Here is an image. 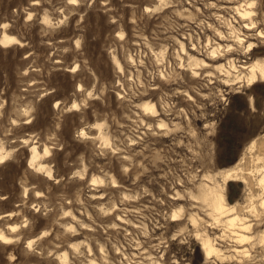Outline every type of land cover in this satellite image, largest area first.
I'll return each instance as SVG.
<instances>
[{
  "label": "rangeland",
  "instance_id": "rangeland-1",
  "mask_svg": "<svg viewBox=\"0 0 264 264\" xmlns=\"http://www.w3.org/2000/svg\"><path fill=\"white\" fill-rule=\"evenodd\" d=\"M237 1L0 0V40L22 43L0 44V230L14 240L0 264H264L263 164L248 152L256 140L264 157V82L226 87L215 68L264 60L219 40ZM209 39L236 50L212 61ZM196 57L213 68L194 74ZM33 146L53 175L30 168ZM242 158L247 186L225 181ZM207 191L250 230L218 220Z\"/></svg>",
  "mask_w": 264,
  "mask_h": 264
},
{
  "label": "bare ground",
  "instance_id": "bare-ground-1",
  "mask_svg": "<svg viewBox=\"0 0 264 264\" xmlns=\"http://www.w3.org/2000/svg\"><path fill=\"white\" fill-rule=\"evenodd\" d=\"M222 1H225L227 4L231 5L233 3V1H235V0H222ZM257 5L258 4H257V2L255 0H240V1H237V6L235 8L234 7H232V8H234L235 13L238 16V19L235 18V21H232V20H229V19H225L224 20L225 25L230 30V33L228 32L229 36L227 34H225L224 32L220 31V30H216V32L218 34V37H219V40L221 41V43L222 42H227V40L233 38L234 39L233 42H235V44L238 45V47L241 48V50L246 55H248V53H253L254 54L257 51V49H264V31L260 30L258 28V21L256 20V16H257L256 8H257ZM240 23H243L244 25L242 27L241 26L237 27L235 25V24H240ZM244 29L246 30V32L256 31L257 34H256V38L255 39H258L260 41V43L262 44V46H259L257 43L250 41L249 36H247L248 33H245ZM250 36L252 37L253 35H250ZM211 41L212 40H210V39L208 40L207 47L209 48L208 49V51H209L208 52L209 59L212 60V61H214L216 59H219L220 56L226 57V56L234 53V50H236L233 45H229V44L222 45L220 43L215 42L217 44H216V46H213ZM180 43H181L182 53L183 54H187V51H186V48H185L186 47L185 44H183L182 42H180ZM0 44H1L2 47H9L11 45H15V44L20 45L22 43L17 38H15L13 36H9L6 33H4L3 36L1 37ZM223 53H224V55H222ZM190 60H191L190 61V65H189L190 69L192 71H194V74H196V75H197V73L195 72L196 70L212 67V65L207 63L204 59H198L196 57V58H191ZM237 60L236 59H232V60L230 59L228 61V64H225V65L222 64V65H218V67L217 66L215 67L218 70V72L221 73L225 77V80H223V82H224V84H226V87L230 86L229 83L233 82L235 80H240V81L243 82V84L245 82L247 84V86H255L256 84H258L260 82H264V60L255 61V63L249 65L248 67L247 66H243V65H239L240 63L237 62ZM118 67H120V66H118ZM240 70H245L247 72H246V74H244V72L240 71ZM234 76H235V78H234ZM188 97L190 98V100L193 99L191 95H188ZM143 111H144V114L146 116H149L150 118L158 117L159 111H158L157 106H156L155 103L147 102L143 106ZM159 127H160L161 130H166V129L169 128L168 125L165 122H163L162 120H160ZM83 135H84V133H83ZM0 149H1L0 150V162H4L8 158L9 153L4 149V147L0 148ZM256 149H257V142H256V140H254L251 143V145H250V147L248 149V152L250 153L249 155H251L250 157H252L254 161L258 162L259 165L263 164V166H260L262 168L260 170H259L260 167L258 166V164H256L255 170L257 169V172H258V174L260 176L259 179H257L258 180L257 182H258L259 188H261V190H262V194L259 197H260V200H261V206L264 208V162H262L264 157L262 155H261L262 157L260 155H258L255 158L254 157L255 156L254 152H255ZM49 152H50L49 149H47L46 153L48 154ZM30 153H31V155H30V160L28 162V165L30 166L31 169H36V170H38V172H41V171L43 172L44 170H46L48 172V175L51 176V173L53 175V171L52 170L49 171V169L47 170L46 167L43 166V164L41 163V161H40L41 159L39 158L40 157L39 156L40 153L38 152L36 146L31 147ZM38 158L40 159L39 161H40L41 164L39 163ZM244 160L245 159L242 158L241 162L239 163V165L236 168H234L233 170H230V171L228 170V173H226V172L224 173V175L226 174L225 181L240 180V182L246 183V186H247V183L249 181V180H247L248 179L247 177L249 175L248 176L246 175L247 172L244 169V164H243ZM260 162H262V163H260ZM44 165H46V164H44ZM47 167H49V166L47 165ZM251 172H250V174H251ZM254 173H255V171H254ZM48 175H47V177L51 178ZM214 187L215 186H213V188ZM210 188H212V186ZM210 188L208 187L209 190H210ZM213 188H212V190H213ZM208 189L205 188L202 191L208 190ZM202 191H200V193H202ZM215 191L213 193H211L212 192L211 191L210 192L211 194L209 193V191H207V193H209L210 195L205 194L202 197V198H204V200H202V201L203 202L204 201L207 202L209 204V206L211 207V209H212L211 213L214 214L217 217H220V218H218V220H220L222 218H225L226 216H230L231 215L232 217L227 218L226 224L230 225V227H236L237 225H239V229L238 230H240L239 232H241V233L242 232L244 233V232L250 230V225H248L247 221H246L248 219L247 218H242L239 215H237L236 214V208L227 209L228 206L225 205L226 204L225 203V198L223 199V197H222L224 195L220 196L219 194H217V192L215 193ZM252 209L253 210H257L255 207H252ZM211 213H210V215H212ZM176 214H177V212H176ZM177 218H178V216H177ZM13 229H15V228H13ZM3 231L0 230V242H2L3 244H7L9 242L11 243V241H14L13 239L11 240V238L7 234H5ZM238 238H239V240H241V242L247 241L249 239L246 235L240 234V233H238ZM210 240H212V239H209V237H208V240L204 241L205 242L204 243V245H205L204 250L206 251L208 256L214 255L216 253H218V255H219L220 250L216 249L215 246L212 244L213 242H211ZM33 243H34V241L33 242L31 241L30 242V246ZM221 252H222V250H221ZM62 258H64V257H62ZM65 258H67L66 260L68 261L69 256L67 257L65 255ZM64 260H63V262H64ZM66 260H65L64 263H67Z\"/></svg>",
  "mask_w": 264,
  "mask_h": 264
}]
</instances>
